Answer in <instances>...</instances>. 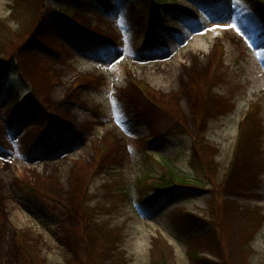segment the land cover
<instances>
[{
  "label": "rangeland",
  "instance_id": "obj_1",
  "mask_svg": "<svg viewBox=\"0 0 264 264\" xmlns=\"http://www.w3.org/2000/svg\"><path fill=\"white\" fill-rule=\"evenodd\" d=\"M168 1L194 18L156 6L174 25L159 43L144 44L149 0H42L40 26L2 39L0 70L10 69L0 92V264H153L158 237L170 264H264V170L251 190L225 189L241 118L257 103L264 127L262 15L244 0ZM16 4L0 0L12 32ZM80 30L93 38L78 40ZM217 65L218 104L197 123ZM199 138L216 152H202ZM257 144L264 151V134ZM172 177L189 184L164 193L148 184ZM85 205L119 239L116 260L104 259L105 241L91 247ZM228 205L261 221L244 230ZM184 211L208 221L177 227ZM213 234L221 250L211 251Z\"/></svg>",
  "mask_w": 264,
  "mask_h": 264
},
{
  "label": "trees",
  "instance_id": "obj_2",
  "mask_svg": "<svg viewBox=\"0 0 264 264\" xmlns=\"http://www.w3.org/2000/svg\"><path fill=\"white\" fill-rule=\"evenodd\" d=\"M15 1V0H14ZM150 5H156V6H164V7H175L174 2H170L168 0L159 1V0H149ZM251 4H253L256 9L264 16V0H245ZM17 4L19 7H13L11 9L12 17L9 18H15L21 20V26L20 29L12 32V30H9L7 26L4 24L7 22L8 19H2L0 18V24L5 27V29L8 32L9 37L4 32L2 34V37H0V52L2 53L4 50L5 43L2 40L4 37L8 38L9 40H14L17 37L24 36L28 30L35 29L34 25L40 26L41 23L38 19V24L35 23V21L38 18V13L41 11L39 8L42 5V0H17ZM16 4V5H17ZM13 12V13H12ZM59 17L62 16V13L59 12ZM66 18V17H65ZM155 24L157 21H154ZM64 24H69L66 27L70 26V28L73 27V19L72 15L68 14L67 18L63 21ZM72 26V27H71ZM155 27V26H154ZM157 29V27L155 28ZM223 58L220 59V61ZM220 63V62H218ZM221 66H215V71H218ZM10 69V66L7 64L0 70V90L4 88L5 81L8 76V71ZM222 70V69H221ZM220 71V70H219ZM218 71V74L214 73L213 70V84L210 88H208V93L206 90V94L204 96V102L200 108V113L196 117V121L205 123V119L209 115V113L212 110V104L216 105L218 104L217 100L214 98V86L220 79V73ZM212 83V82H211ZM226 103V102H224ZM261 108V109H260ZM260 110L262 111V107L259 105L256 107L255 111H252V115H250L245 122L246 124L241 127L239 138L237 141L236 150L234 153V158L232 160L231 166L229 168V171L227 172V179L225 181L226 186L225 189L228 190L227 193L230 194H237L241 193L244 190L253 189V187H256L259 182V173L261 170H264V151L263 148H261L257 142L260 140L261 135L264 134V127L262 125V122L260 119L262 118L260 115ZM252 116V117H251ZM199 131L198 133L201 134L203 132V126H198ZM199 142V148L202 150V152H209L213 154L216 152V148L206 145L202 142L201 138L198 139ZM199 153V152H198ZM244 169V170H242ZM147 181V180H146ZM148 183V182H147ZM176 184H182L184 186L188 185L189 183L185 180L178 181L176 178H170V179H163L162 183H155V182H149V186H154L157 190L164 193L171 189ZM259 186V185H258ZM229 213L235 212L236 214L240 212V207L238 206H227ZM250 209L246 208L244 211L240 214H238V220L242 223L244 222L247 226L249 223V226H252L255 221L259 220L260 218L257 217V212H250ZM86 218H87V226L91 225V228L87 229L86 236L88 237V240H90V245L93 249H96L98 247L102 246V242L105 241L106 247L109 251H107L106 255H104V259H115L116 257L114 250L117 249V243L118 240H116L111 234L110 230H108L105 226L96 225V223L93 222V219L91 218L92 214L90 213V210L88 209V206L85 205V212H84ZM92 219V221H91ZM199 220H203L204 222L208 221L193 212L184 211L180 212L177 215V219L174 221L175 225L177 227L183 226L185 229L186 227H192L196 226L197 223H199ZM86 221V220H85ZM261 221V219H260ZM259 222V221H258ZM243 224V223H242ZM95 225L94 227H92ZM246 225H242L241 227L246 230L248 227ZM203 228V227H202ZM187 231V230H186ZM216 234H213L212 236L209 235L207 239L209 240V247L212 251L216 250L217 248L221 250L222 246V240L215 236ZM112 236L113 239L110 237ZM111 238V239H110ZM223 247V246H222ZM111 250V251H110ZM154 252H153V264H170V255L171 251L169 249V246L162 241L159 237L154 240ZM217 251V250H216ZM199 250L196 248H192L190 251V256L193 258H199ZM205 260H208V257L205 258Z\"/></svg>",
  "mask_w": 264,
  "mask_h": 264
}]
</instances>
